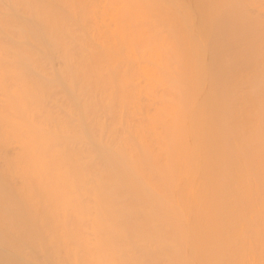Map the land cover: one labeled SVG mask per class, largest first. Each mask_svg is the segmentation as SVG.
Listing matches in <instances>:
<instances>
[{"label": "bare ground", "instance_id": "bare-ground-1", "mask_svg": "<svg viewBox=\"0 0 264 264\" xmlns=\"http://www.w3.org/2000/svg\"><path fill=\"white\" fill-rule=\"evenodd\" d=\"M0 264H264V0H0Z\"/></svg>", "mask_w": 264, "mask_h": 264}, {"label": "rangeland", "instance_id": "rangeland-1", "mask_svg": "<svg viewBox=\"0 0 264 264\" xmlns=\"http://www.w3.org/2000/svg\"><path fill=\"white\" fill-rule=\"evenodd\" d=\"M58 63H60V62H58ZM58 63H57V61H56L55 67H57V68H59L58 66L60 65V64L58 65Z\"/></svg>", "mask_w": 264, "mask_h": 264}]
</instances>
